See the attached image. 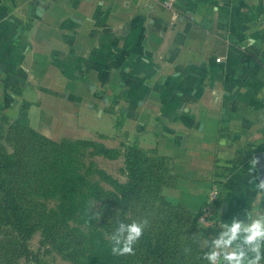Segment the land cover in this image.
I'll return each instance as SVG.
<instances>
[{
    "label": "crops",
    "instance_id": "crops-1",
    "mask_svg": "<svg viewBox=\"0 0 264 264\" xmlns=\"http://www.w3.org/2000/svg\"><path fill=\"white\" fill-rule=\"evenodd\" d=\"M0 52V76L19 53L34 118L54 107L47 136L135 141L169 162L163 194L192 214L214 182L221 222L264 211L249 174L264 161V0H0Z\"/></svg>",
    "mask_w": 264,
    "mask_h": 264
},
{
    "label": "rangeland",
    "instance_id": "rangeland-1",
    "mask_svg": "<svg viewBox=\"0 0 264 264\" xmlns=\"http://www.w3.org/2000/svg\"><path fill=\"white\" fill-rule=\"evenodd\" d=\"M11 55L13 65L9 66L7 71H1L0 76V147L8 155L15 156L24 166L21 186L26 210L35 218L41 215L49 218V223L43 220L40 227L26 240L25 247L28 253L20 251V239L12 228L1 227L0 264H154L153 260L142 254L140 241L135 246V256L111 255L107 234L114 230L118 211L115 207L109 208L103 199H96L106 192H112L110 180L119 184L127 183L126 152L131 148L139 149V146L135 141L119 138L118 140L112 138V146H109V139L104 137L89 140L55 139L47 136L53 134L59 137L58 133L53 132L56 124L47 113H52L54 107L48 105L47 111L43 109L41 117H44V121L39 123L34 118L30 113L32 103L23 98V81L21 82L19 76V53L12 52ZM3 67L6 68V64L0 66ZM39 93L42 97L53 94L49 88ZM40 107L43 108L42 104ZM121 118V115L117 117L115 128L120 126ZM80 121V128L87 129L81 116ZM33 134L58 145L44 146L48 152L41 154L39 146L32 145V140L36 139ZM61 152L68 153L71 159L66 168L60 166L63 161ZM164 163L165 167L162 170L165 175L164 184L159 187L146 181L145 185H141L139 193L132 197L128 204L126 217L128 220L147 217L150 226L145 232L152 235L173 230L172 242L169 245L172 254L170 264H206L201 259L206 249H201L193 243V239L197 235L204 238L207 236L200 231L195 232L173 216L168 203L181 206L182 204L172 202L163 194V189L172 187L175 181L170 172L169 162L165 159ZM66 175L67 180L73 183L60 185L59 180ZM65 198L78 200L80 206L74 218L63 223L60 217L63 213H60L58 204L59 200ZM95 212H100L101 218L89 222V218ZM50 213L56 215L58 226L51 225L55 220L50 218ZM47 228L55 233L46 236ZM173 228L179 229L177 239ZM186 248L190 251L185 252Z\"/></svg>",
    "mask_w": 264,
    "mask_h": 264
},
{
    "label": "trees",
    "instance_id": "trees-1",
    "mask_svg": "<svg viewBox=\"0 0 264 264\" xmlns=\"http://www.w3.org/2000/svg\"><path fill=\"white\" fill-rule=\"evenodd\" d=\"M33 137L36 139L32 140V145L34 147L39 146L38 150L41 154L48 152L44 146L54 145V147H56V145H58L36 134H33ZM61 154L63 161L60 166L66 168L71 159L68 153L61 152ZM164 161L165 159L162 157L147 155L141 152L137 147L127 150L125 156L128 175L127 183L119 184L110 180L112 192H106L104 195L96 197V199H103V202L109 208L115 207L117 209L118 218L117 222H115L114 229L120 221H130L126 217V210L131 198L141 190V185H145L146 181H150V184H153V186L160 187L164 184L165 175H163L164 172L162 173L165 167ZM23 172L24 166L22 163H20L15 156L8 155L3 148L0 147V228L5 226L12 228L20 239V251L22 253H28L25 247L26 240H28L33 232L40 227L43 220L49 223V218L43 215L35 218L26 210L24 206V191L21 186ZM67 179V175L62 177V180H59L60 185L72 182ZM105 179L107 180L108 178L105 177ZM55 183L57 184V182ZM168 205L171 207L173 216L179 218L182 224L189 226L195 232L200 231L198 226L194 223V214L188 212L181 205H170L169 203ZM79 206L78 200L74 201L66 198L59 200L58 208L60 213H63V215H60L63 223L70 218H74V214ZM50 214L52 220L57 218L54 213ZM51 225L55 227L58 226L59 223L55 220ZM173 229H175L174 231L177 235L179 229ZM47 231L45 230L46 236L55 233H53L50 228H47ZM173 234V230L161 232L160 235H152L145 232L140 239L142 254L153 260L154 264H170L172 254L170 253L169 245L172 242L171 237ZM175 237L176 236H174V238ZM177 238L178 235L176 239ZM42 243H44V240Z\"/></svg>",
    "mask_w": 264,
    "mask_h": 264
},
{
    "label": "clouds",
    "instance_id": "clouds-1",
    "mask_svg": "<svg viewBox=\"0 0 264 264\" xmlns=\"http://www.w3.org/2000/svg\"><path fill=\"white\" fill-rule=\"evenodd\" d=\"M258 99H264V94H258ZM258 158L251 160L249 174L253 177L258 191H264V178L256 173ZM94 206V205H93ZM100 212H95L89 218L99 220ZM203 222V218H201ZM150 226L147 217L135 218L130 221H120L117 227L107 234L110 253L113 256H135V246ZM220 230L204 238L197 235L193 243L203 251L201 259L207 264H264V211L255 209L244 212V218L233 216L231 222H221ZM190 251L186 248L185 252Z\"/></svg>",
    "mask_w": 264,
    "mask_h": 264
},
{
    "label": "built area",
    "instance_id": "built-area-1",
    "mask_svg": "<svg viewBox=\"0 0 264 264\" xmlns=\"http://www.w3.org/2000/svg\"><path fill=\"white\" fill-rule=\"evenodd\" d=\"M177 3L178 0H159V4L170 12L175 10ZM219 198L220 186L217 182H214L207 194L205 204L193 216L194 223L198 226L200 232L204 236L209 237L220 230L219 224L221 221L219 220L218 215ZM201 218H203V222L201 221Z\"/></svg>",
    "mask_w": 264,
    "mask_h": 264
},
{
    "label": "water",
    "instance_id": "water-1",
    "mask_svg": "<svg viewBox=\"0 0 264 264\" xmlns=\"http://www.w3.org/2000/svg\"><path fill=\"white\" fill-rule=\"evenodd\" d=\"M259 163L256 166L257 174L260 178H264V161L258 158Z\"/></svg>",
    "mask_w": 264,
    "mask_h": 264
}]
</instances>
